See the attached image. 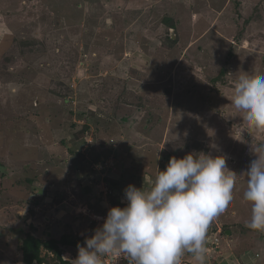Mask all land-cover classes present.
Returning a JSON list of instances; mask_svg holds the SVG:
<instances>
[{
  "label": "rangeland",
  "instance_id": "obj_1",
  "mask_svg": "<svg viewBox=\"0 0 264 264\" xmlns=\"http://www.w3.org/2000/svg\"><path fill=\"white\" fill-rule=\"evenodd\" d=\"M261 48L264 0H0V264H26L27 233L85 242L128 185L199 152L237 173L208 264H264L243 198L264 130L231 103L239 75L264 74Z\"/></svg>",
  "mask_w": 264,
  "mask_h": 264
},
{
  "label": "clouds",
  "instance_id": "obj_2",
  "mask_svg": "<svg viewBox=\"0 0 264 264\" xmlns=\"http://www.w3.org/2000/svg\"><path fill=\"white\" fill-rule=\"evenodd\" d=\"M256 55L264 56V48ZM231 103L243 114L242 124L264 130V74L239 75ZM250 151L257 158L243 173V198L251 205L245 227L264 232V144L253 143ZM236 178L223 155L173 156L148 189L126 187V205L109 209L103 224L78 244L72 264H102L121 256L129 264H181L186 253L205 264L208 229L232 204Z\"/></svg>",
  "mask_w": 264,
  "mask_h": 264
},
{
  "label": "trees",
  "instance_id": "obj_3",
  "mask_svg": "<svg viewBox=\"0 0 264 264\" xmlns=\"http://www.w3.org/2000/svg\"><path fill=\"white\" fill-rule=\"evenodd\" d=\"M105 162H106V158H105ZM111 169H112V166L105 167L104 171L110 174ZM112 184L114 186L113 181H112ZM83 240H84L83 237H74L68 233H64L59 238L51 237L47 239L36 236L33 233H27L26 236L23 238L21 245H20V248L23 254V261L26 264H47L48 263L47 255L52 254L54 257H56L60 261L61 264H64L65 261H63L61 258V252L63 250H67L70 248L78 249V244H84ZM43 249L47 250L48 254L46 253L43 255L42 253Z\"/></svg>",
  "mask_w": 264,
  "mask_h": 264
},
{
  "label": "built area",
  "instance_id": "obj_4",
  "mask_svg": "<svg viewBox=\"0 0 264 264\" xmlns=\"http://www.w3.org/2000/svg\"><path fill=\"white\" fill-rule=\"evenodd\" d=\"M221 233H222V229L220 228L217 232H215V234L213 235V239H212V243H210L208 245V252H211V251H217L220 249V241H221ZM68 252H65V253H62L61 254V257H62V260L63 261H69L70 260V257L69 256H66L68 255L67 254ZM69 257V258H67ZM109 259H113L110 263H115L116 262V258H113V257H108V258H105L103 261H102V264H110L109 263ZM121 259H124V257H122Z\"/></svg>",
  "mask_w": 264,
  "mask_h": 264
},
{
  "label": "crops",
  "instance_id": "obj_5",
  "mask_svg": "<svg viewBox=\"0 0 264 264\" xmlns=\"http://www.w3.org/2000/svg\"><path fill=\"white\" fill-rule=\"evenodd\" d=\"M219 229H213L212 231L213 232H217ZM205 250H206V246H205ZM216 252H218V251H212V253H215V254H217ZM210 254H206V256H205V264H208L209 263V258L208 257H210L209 256ZM185 257H186V259H187V261H188V263L187 264H189V263H191V264H198V262L194 259V257L191 255V254H185L184 255ZM183 256V257H184ZM213 256H214V254H213ZM229 256V255H228ZM214 258H215V256H214ZM229 261H231V258L230 259H228V261H226V259H225V262H224V264H227L226 262H229ZM232 264H233V262H231ZM212 264V263H211ZM228 264H230V263H228Z\"/></svg>",
  "mask_w": 264,
  "mask_h": 264
}]
</instances>
